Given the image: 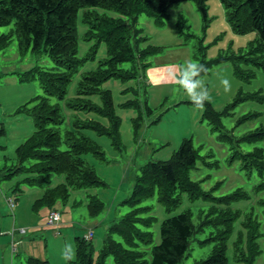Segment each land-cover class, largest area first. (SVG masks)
Masks as SVG:
<instances>
[{"label":"rangeland","instance_id":"obj_1","mask_svg":"<svg viewBox=\"0 0 264 264\" xmlns=\"http://www.w3.org/2000/svg\"><path fill=\"white\" fill-rule=\"evenodd\" d=\"M204 13L198 10L196 2H184L167 12L164 25L157 20L142 14L138 17L136 30H141V36L147 38L142 47L153 45L162 47L157 56L147 59L149 68L140 77L127 82L111 79L103 84L101 91L110 90L116 114L122 120V146L116 148L112 139L106 135H98L92 130L76 129L77 121H96L109 127V121L102 116L79 110L73 104L77 99V89L83 76L96 70L101 61L107 59V49L100 44L94 59L84 62L79 72L74 74L67 94L63 99L49 97L50 103L60 108L64 123L59 126L62 139L67 131H81L104 152L103 162L93 154L82 158L94 168L104 182V186L74 189L69 188L67 202L58 200L55 208L61 213L60 224H49L52 210L47 206L35 208L34 205L50 189L65 183L63 174H41L44 180L39 185H30L25 180L37 177V174L15 172L21 165L17 148L23 144L35 131L33 119L19 109L28 102L40 96H45L38 80L22 82L21 74L34 67L56 69L51 58L41 52L29 51L22 54L16 34L10 45L0 52V264H30L31 258L23 250L28 243H42L49 264H74L76 260L75 238H86L93 232L91 239L95 249L101 250L104 238L111 226L129 214L134 208L123 205V201L132 193L140 168L149 162L168 161L176 152L184 138H191L200 158L196 167L189 172L192 181L200 183L202 189L215 197L232 194L238 189L249 193L250 199L234 204L236 209L245 213H254L262 224L263 237L260 239L262 254L254 264H264V213L258 204L262 194H255L253 189L259 181L256 172L243 170L242 161L235 157V152L247 154L256 147H264V142H243L246 136L264 126V70L255 65L254 61L261 55L254 52L258 35L250 32L245 35L236 34L227 18V11L221 0H208ZM100 14L110 17H120L116 12L104 8L96 9ZM85 9L77 15L78 57L85 59L90 54L96 41H87L85 35L89 26L84 23ZM125 20L132 24L129 17ZM15 21L9 26L0 27V35H8L15 30ZM231 58L212 67L202 79L210 92L211 100L207 102L216 112H222L237 99L240 101L228 117L222 118L221 126H215L204 119L206 104L202 109L190 101L183 87L178 83V77L188 62L201 59L215 61L219 58ZM200 58V59H199ZM261 62V59L259 60ZM140 65V62L135 64ZM177 67L176 80L160 82L161 78L150 80L167 67ZM132 63H124L120 68L129 70ZM236 68L241 72V79L236 76ZM60 72L65 70L60 68ZM249 74L252 75L249 79ZM222 78L230 81L231 90L224 91L220 83ZM97 105L102 106L99 94L83 96ZM135 101L137 107H122L123 104ZM75 102V103H74ZM34 104H31L33 106ZM147 106L153 109L148 114ZM142 111L145 117L139 136L135 137L133 119ZM161 116L157 124L153 120ZM68 149L62 143L61 150ZM34 161H26L24 167H30ZM97 196L104 203V211L97 216H91L89 211L90 197ZM181 204L171 212L158 201L157 195L143 202L139 207H150V212L144 217L153 216L154 223L150 228L141 226L143 231H150L154 238L149 245L140 244L139 249L146 253L145 260L152 258V249L161 241L160 229L162 222L183 212H190L192 224L196 233L192 238L189 250L182 264H194L206 259L211 254L215 241L210 238L215 233L213 226H200L207 220L211 202L200 198L192 201L187 193L181 194ZM9 202L14 204L11 209ZM240 222L237 223L239 228ZM236 228V229H237ZM24 230V231H23ZM237 234V232H236ZM114 239L123 243V238ZM236 236L228 243V264H245L238 261L234 250ZM70 244L75 250L71 260L62 258L64 246ZM107 264H115L110 258Z\"/></svg>","mask_w":264,"mask_h":264},{"label":"trees","instance_id":"obj_2","mask_svg":"<svg viewBox=\"0 0 264 264\" xmlns=\"http://www.w3.org/2000/svg\"><path fill=\"white\" fill-rule=\"evenodd\" d=\"M190 1L196 2L200 12L206 11L208 0H0V27L9 26L13 21L16 26L12 33L0 35V52L10 45L13 35L16 34L22 54L29 51L43 52L56 65V69L37 66L21 74L22 82L38 80L45 96L37 97L19 109V112L26 113L33 119L35 131L17 148L21 165L15 172L28 171L37 174V177H29L25 180L30 185L41 184L44 180L41 175L43 173H48L49 176L51 174L65 175V183L48 190L36 202L35 208L47 206L52 210L58 200L67 202L69 188L104 186V182L94 168L82 158L86 154H93L99 160L107 162L104 152L81 131H67L63 140L58 127L64 123V118L60 108L50 103L49 97L57 96L63 99L74 74L79 72L85 61L94 59L100 44L104 43L108 57L100 62L96 70L83 76L77 89L78 98L73 105L79 110L93 112L108 119L109 127L96 121H77L75 126L76 129L92 130L98 135L109 136L113 145L118 149L121 148L122 120L116 114L111 91H101L100 87L111 79L127 82L139 78V71L142 70V74H145L149 68L147 59L161 53L162 47L153 45L142 47L148 39L141 36V30L135 29L140 15L153 17L159 25H164L168 10ZM221 1L227 11L228 22L236 34L257 33L258 40L254 52L261 56L254 61V64L261 66L264 70V0ZM98 8L114 11L120 17L100 14L96 10ZM81 9H85L83 21L89 26L85 38L87 41H96L85 59L78 57L76 20ZM126 17L131 19L132 24L125 20ZM260 59L261 62H259ZM233 60L229 57L215 61L201 59L199 63L205 66L206 71L201 72L200 77L208 74L215 65ZM138 62L140 65L136 66ZM124 63H132L133 67L129 70L120 68ZM60 68L65 71H57ZM236 76L240 79L242 77L237 68ZM251 77L252 75L249 74L248 78L251 79ZM96 94L101 95L102 106L83 98L86 95ZM239 101L237 99L235 103L227 105L222 112H216L206 102L204 119L210 121L215 129L219 128L222 118L230 116ZM31 104L34 105L31 106ZM122 107L139 108V105L135 101H130ZM147 110L149 115L153 113V109L148 106ZM160 118L161 116L153 120L152 124H157ZM144 120L142 111H139L138 116L133 119L135 137L139 136ZM0 133L4 134L5 130L1 129ZM242 141L264 142V126L253 131ZM62 143L68 147L65 151L61 150ZM235 157L242 161L243 170L248 173L255 171L259 177L253 192L262 194L258 204L263 208L264 213V147H256L247 154L236 151ZM199 158L193 140L184 138L171 159L149 162L141 167L131 195L123 201V205H128L134 210L123 217L119 223L110 227L104 238V245L99 251L95 249L91 240L75 238L76 260L71 263L107 264L111 258L115 264H182L196 233L191 213L183 212L162 222L161 241L153 247L152 258L148 262L145 260L146 253L139 247L140 244L152 243L154 235L150 231H143L141 226L150 228L155 218L144 217V214L150 212V207L139 206L157 195L160 204L167 212H171L181 204V194L187 193L192 201L204 198L212 203L207 220L200 227L215 228V233L210 240L215 241L216 245L211 254L208 258L194 264H228V243L234 235L236 236L234 250L238 261L254 264L262 254L259 242L263 237L262 224L254 213L247 212L243 215L241 209L233 206L249 200V193L238 189L232 194L215 197L211 192H205L200 183L192 181L189 177L190 170L196 167ZM26 161H34V164L25 168ZM104 208L105 205L99 197H90L91 216L99 215ZM54 211L59 212L52 210ZM238 222H240L239 228H237ZM115 236L122 237L123 243L116 241ZM29 262L30 264H49L48 261L33 257L29 259Z\"/></svg>","mask_w":264,"mask_h":264},{"label":"clouds","instance_id":"obj_3","mask_svg":"<svg viewBox=\"0 0 264 264\" xmlns=\"http://www.w3.org/2000/svg\"><path fill=\"white\" fill-rule=\"evenodd\" d=\"M206 71L204 65L191 61L186 64L182 69L181 75L178 77V83L184 88L190 101L197 108L202 109L206 102H210L211 95L207 87L204 85L202 79H200V73ZM220 83L224 87L225 92L231 90L230 81L226 78H222ZM75 256V250L72 249L70 244L64 246L62 252V258L65 260H71Z\"/></svg>","mask_w":264,"mask_h":264},{"label":"crops","instance_id":"obj_4","mask_svg":"<svg viewBox=\"0 0 264 264\" xmlns=\"http://www.w3.org/2000/svg\"><path fill=\"white\" fill-rule=\"evenodd\" d=\"M166 70L163 72H160L157 76L154 75H150L152 81H154L156 78H161L160 82L165 83V81H175L176 77H177V72H178V68L173 66V67H167L165 68ZM62 221V220H61ZM60 221V223H61ZM58 223V224H60ZM57 224V225H58ZM24 231V230H23ZM42 245V243H37V242H33V243H28L24 245L23 250L25 252H27L29 254L30 257L39 259L41 261H43L46 258V254L44 251L43 246L40 247Z\"/></svg>","mask_w":264,"mask_h":264},{"label":"built area","instance_id":"obj_5","mask_svg":"<svg viewBox=\"0 0 264 264\" xmlns=\"http://www.w3.org/2000/svg\"><path fill=\"white\" fill-rule=\"evenodd\" d=\"M11 209H13L14 204L12 202H9ZM60 221V213L59 212H52L50 214V219H49V224L54 225L57 224ZM93 237V232H89L88 235L86 236V240H91Z\"/></svg>","mask_w":264,"mask_h":264}]
</instances>
